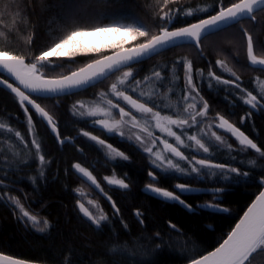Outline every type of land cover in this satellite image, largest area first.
Instances as JSON below:
<instances>
[{"label":"snow or ice","instance_id":"obj_1","mask_svg":"<svg viewBox=\"0 0 264 264\" xmlns=\"http://www.w3.org/2000/svg\"><path fill=\"white\" fill-rule=\"evenodd\" d=\"M101 3H107V0H62L60 7L65 11L60 17L63 23L57 28L60 34L52 37L50 30L51 43L38 54L32 51L33 35H29L24 41L29 49L27 56L0 45V87L14 94L25 116L27 135L31 137L30 140L26 139L21 131L0 123V202L9 206L14 214L18 212L17 220L24 222L25 226L30 222L39 233L47 231L49 221L32 214L21 203L20 197L10 194V185L6 183L9 173L19 171L20 166L26 163L20 159L21 151L16 149L15 142L10 141L14 136L38 163L37 175L29 177V182L35 186L45 180L50 161L42 151V141L35 131L33 113L46 123L60 145L72 142L74 138L62 137L57 121L37 101L53 100L58 105L60 98L85 92L115 76L107 91L95 94L97 101H76L71 109L73 116L109 137L118 135L121 142L132 143L147 154L150 162L147 175L150 182L145 185V192L151 193L153 198L174 202L189 212L196 207L213 212H227L222 200L218 199L225 192L223 187L201 189L189 183H176L174 190H169L159 186V179L198 177L215 178L212 179L213 184L245 183L250 172L241 171L228 163L215 162L210 148L214 144L217 149L226 148L230 153L252 151L260 158H264V148L224 115L216 113L210 119V105L201 95L199 84L207 80L210 87L214 82L216 85L226 86L227 90L234 93L249 109L240 118V123L243 124L252 118L254 112L264 110V81L255 93L242 87L241 77L221 59L216 60V65L231 78L218 75L212 69L211 62L205 76L202 69L194 68L193 61L186 58L173 61L170 68L167 65L165 69L154 66L151 73L142 79H137L138 70L134 65L184 45L196 49L203 58L202 45L205 40L240 25V31L246 38V58L249 65L259 66L264 70V55H257L255 51L257 40L243 27L244 21H257L256 13L264 12V0H212L211 3L205 2L204 6H200L197 0H189L187 4L181 0H156L155 13L150 16L151 26L136 17L96 11L95 5ZM14 15L19 16V11ZM189 19L194 22L189 23ZM180 22L183 26H175ZM4 23L0 20V25ZM15 25L16 22L7 31H0V38L8 40ZM81 58L87 61L82 67L75 70L68 67L67 74H63V71L59 75L48 74L58 69L63 70L66 64L79 63ZM178 67H182L184 84L173 103L169 93H173L174 89L168 87L167 92L162 93L161 88L166 81L174 85L180 79L176 72ZM117 73L120 75L117 76ZM149 84L151 89L145 91ZM117 115L119 119L115 118ZM126 124L137 131L125 136L122 128ZM157 130L160 135H156ZM221 130L224 134H230L238 147L234 148L224 135L218 134ZM189 131H192L191 135ZM78 136L94 143L112 162L130 159L125 152L100 135L80 129ZM185 150L196 154L186 155ZM254 163V160L249 161V164ZM72 170L103 193L97 177L89 168L81 163H74ZM126 179V176L118 178L115 174L104 177L109 186L124 190L129 188ZM260 183L264 189V176L260 177ZM194 193L208 195L212 199L194 206L184 199L186 195ZM103 194L110 202L113 214L119 215L120 209L116 201L107 193ZM76 204L79 213L94 230H100L109 221V216L93 201L89 200L88 204L97 209L96 213L79 199ZM135 216L143 224V220L139 219L142 216L139 210L135 212ZM168 223L172 230H177L176 224L171 221ZM124 228L127 229V225ZM154 239H161L160 233H156ZM160 250V244L153 246L154 252ZM257 256L264 257V190L255 196L239 222L217 247L197 258L189 259L188 264H253ZM0 264L35 262L0 251ZM62 264H72L70 252L64 256Z\"/></svg>","mask_w":264,"mask_h":264},{"label":"trees","instance_id":"obj_2","mask_svg":"<svg viewBox=\"0 0 264 264\" xmlns=\"http://www.w3.org/2000/svg\"><path fill=\"white\" fill-rule=\"evenodd\" d=\"M61 2L62 0H0V20L5 22L0 25V31H7L16 22L9 39L0 38V45L27 56L29 49L24 41L29 35H33L32 51L38 54L51 43L50 30L52 37L59 35L51 19L55 16L58 17V22L63 23L60 17L65 10L60 7ZM181 2L187 4L189 0H181ZM197 2L200 6H204L205 2L211 3L212 0H197ZM95 9L98 12L136 17L151 26L150 16L155 13L156 0H107V3L95 5ZM17 11L19 16L14 15ZM256 15V22L244 21L243 27L247 28L257 40L256 54L264 55L262 51L264 12H257ZM188 22L194 20L189 19ZM175 26L179 27L183 24L180 22ZM240 27L236 25L226 32L205 40L202 45L203 58L196 49L184 45L145 60L142 64L134 65L138 70L137 79L149 75L154 66L158 65L160 69H165L167 65L170 68L172 62L179 58L193 61L194 68L202 69L205 76L211 62L212 69L218 75L231 78L216 65V60L221 59L241 77L242 87L255 93L259 90L260 83L264 81V70L259 66L249 65L246 58V38L241 33ZM85 62L87 61L81 58L79 63L66 64L63 70L58 69L48 74L59 75L61 71L67 74L68 67L75 70L82 67ZM176 72L180 79L174 85L166 81L165 86L161 88L162 93L167 92L168 87L174 89L173 93H169L173 103L177 100L176 94L182 91L184 84L182 67H178ZM257 77L260 79L257 80ZM114 80L115 76L95 88L71 97L60 98L58 105L53 100L37 101L57 121L62 137L76 136V138L73 142L60 145L47 125L33 113L35 131L38 139L42 141V151L50 161L46 169V179L35 186L28 178L37 175L38 163L13 136L10 142H15L16 149L21 151L20 159L26 163L20 166L19 171L9 173V180L6 183L10 185V194L20 197L21 203L32 214H37L40 219H47L49 228L45 233H39L30 222L25 226L24 222L17 220L18 212L14 214L9 206L0 202V251L46 264H62L64 256L69 252L72 264H108L109 261L111 264H186L189 259L197 258L218 246L260 192L262 189L260 177L264 176V158H260L252 151L230 153L226 148L217 149L213 144L210 151L215 162L228 163L240 168L241 171L250 172L245 183L229 182L221 185L218 182L212 183V179L215 178L160 177L159 186L167 187L169 190H174L176 183H189L201 189L223 187L225 192L218 199L222 200L223 207L228 209L227 212H213L199 207L189 212L179 204L162 201L153 198L151 193H146L144 187L150 182L147 175L150 169L147 154L132 143L121 142L118 135L109 137L72 114V105L76 101L97 100L95 94L107 91ZM199 87L201 95L210 105L209 118L214 117L216 113L224 115L264 148V110L254 112L250 120L241 124V116L249 109L234 93L227 90L226 86L216 85L214 82L210 87L207 80H203ZM150 89V84L145 87V91ZM165 102L169 101H162ZM0 123L21 131L26 139H31L27 135L24 113L15 96L2 87H0ZM80 129L90 131L93 135H100L114 147L125 152L130 158L129 161H110L103 150L98 149L87 138L78 136ZM191 134L192 131H189V135ZM221 135H224L226 141L233 144L234 148L238 147L237 142L230 135L224 133ZM185 154L196 153L185 150ZM198 158L205 157L198 156ZM250 160H254L255 163L249 164ZM74 163H81L93 172L103 193H107L116 201L120 209L119 215L113 214L114 210L102 192L74 173L72 170ZM113 174L118 178L126 176L125 182L129 184V188L124 190L109 186L104 177ZM157 175L159 176V173ZM80 190H87L109 216V221L98 231L94 230L79 213L76 201L81 200L78 194ZM184 199L196 206L209 202L212 198L194 193L186 195ZM137 210L142 213L139 219L143 220V224L135 216ZM169 221L177 225V230L170 228ZM124 225H127V229ZM156 233H160L161 239H154ZM141 237L142 239H139ZM155 244L161 245L160 251H153ZM253 264H264V257L257 256Z\"/></svg>","mask_w":264,"mask_h":264},{"label":"rangeland","instance_id":"obj_3","mask_svg":"<svg viewBox=\"0 0 264 264\" xmlns=\"http://www.w3.org/2000/svg\"><path fill=\"white\" fill-rule=\"evenodd\" d=\"M52 24L54 23V25H55V28H58V25L59 24H61V22L59 21L58 22V17L56 18L55 16H52ZM58 32V31H57ZM59 33V32H58ZM60 34V33H59ZM95 101H97V100H95ZM84 102L85 103H91V102H93V101H85L84 100ZM116 119H119V116L117 115L116 117H115ZM211 119V118H210ZM122 130L124 131V133H125V136H128V135H133V133H135L137 130L136 129H132L131 128V126L130 125H124V127L122 128ZM223 133V131L221 130V131H219L218 132V134L220 133V134H222ZM156 135H160V133H159V131L157 130V132H156ZM228 135H230V134H228ZM233 138V137H232ZM234 139V138H233ZM235 140V139H234ZM162 147V146H161ZM144 189H145V187H144ZM81 193H83V195H81ZM78 194H80V196H81V202H83V203H85V206L86 207H89V209L91 210V211H93L94 213H96L97 212V209L96 208H94V207H92V205H89L88 204V201L89 200H91V201H93L95 204H98V202L96 201V200H94L92 197H91V195H90V193L87 191V190H80V191H78ZM99 205V204H98Z\"/></svg>","mask_w":264,"mask_h":264},{"label":"water","instance_id":"obj_4","mask_svg":"<svg viewBox=\"0 0 264 264\" xmlns=\"http://www.w3.org/2000/svg\"><path fill=\"white\" fill-rule=\"evenodd\" d=\"M2 88H3V87H2ZM4 89H5V88H4ZM6 90H7V89H6ZM7 91L10 92V90H7ZM10 93H11V92H10ZM11 94H12V93H11ZM13 95H14V94H13ZM45 110H46V109H45ZM46 111H47V110H46ZM44 123H45V122H44ZM45 124H46V123H45ZM47 127H48V126H47ZM49 130H50V129H49ZM50 131H51V130H50ZM51 133H52V132H51ZM52 134H53V133H52ZM53 135H54V134H53ZM75 138H76V136L74 137V139H75ZM74 139H73V141H74ZM73 141H72V142H73ZM261 190H264V189H261ZM261 190H260V191H261ZM258 194H259V193H258ZM258 194H257V195H258ZM254 199H255V198H254ZM254 199H253V200H254ZM253 200H252V201H253ZM251 203H252V202H251ZM251 203H250V204H251ZM250 204H249V205H250ZM249 205H248V206H249ZM248 206H247V208H248ZM247 208L243 211V213L241 214V216L239 217V219H238V221H237L236 223L239 222V220H240V218L243 216L244 212L247 211ZM234 226H235V225H234ZM225 238H226V237H225ZM216 247H217V246H216ZM5 254H6V253H5ZM7 255H9V254H7ZM33 262H35V261H33ZM35 264H46V263L35 262ZM186 264H188V263H186Z\"/></svg>","mask_w":264,"mask_h":264}]
</instances>
